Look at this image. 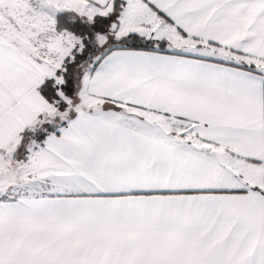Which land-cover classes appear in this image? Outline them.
I'll list each match as a JSON object with an SVG mask.
<instances>
[{"label": "snow or ice", "instance_id": "1", "mask_svg": "<svg viewBox=\"0 0 264 264\" xmlns=\"http://www.w3.org/2000/svg\"><path fill=\"white\" fill-rule=\"evenodd\" d=\"M0 264H264V0H0Z\"/></svg>", "mask_w": 264, "mask_h": 264}]
</instances>
